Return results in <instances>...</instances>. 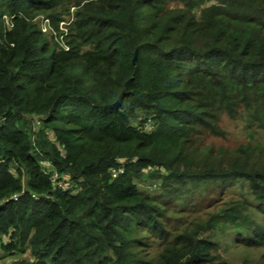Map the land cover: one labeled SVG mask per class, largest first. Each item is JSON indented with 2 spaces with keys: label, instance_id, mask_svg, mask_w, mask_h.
<instances>
[{
  "label": "trees",
  "instance_id": "obj_1",
  "mask_svg": "<svg viewBox=\"0 0 264 264\" xmlns=\"http://www.w3.org/2000/svg\"><path fill=\"white\" fill-rule=\"evenodd\" d=\"M223 112L264 128V0H0L1 246L30 250L14 264H229L222 222L264 245L246 211L264 217V145L199 141ZM150 167L158 196L135 180ZM236 181L252 200L169 225L163 198Z\"/></svg>",
  "mask_w": 264,
  "mask_h": 264
},
{
  "label": "rangeland",
  "instance_id": "obj_2",
  "mask_svg": "<svg viewBox=\"0 0 264 264\" xmlns=\"http://www.w3.org/2000/svg\"><path fill=\"white\" fill-rule=\"evenodd\" d=\"M39 18L43 29L48 31L46 24L41 22L43 21L42 16ZM65 18L66 20L70 19L69 16ZM65 22L69 23V21ZM47 33V36L51 35L49 32ZM220 123L225 130V135H203L199 138L202 145L214 143L216 147L224 146L229 150H233L240 144L250 141V138L252 139L251 134H253L254 143L264 145V128L257 124H251L247 116L237 115L236 117H231L223 112ZM155 170H157L155 167L144 169L140 177H137L135 180L139 188L145 189L152 195L158 196L163 189L161 185L162 175L158 178L149 176V174ZM252 197L253 195L249 193L248 186L242 184L240 181H236L226 186L222 191H220V188L215 183L202 186L187 185L182 196L174 197L173 199L166 197L163 198L164 200L160 201L168 208L167 214L170 216L168 222L169 225L175 229V227L182 228L189 225L195 220L200 221L203 218H209L210 213L217 211L221 204L226 201L244 200V198L252 200ZM251 203L248 205L246 211L248 213L250 212L249 214L252 217L264 222V217L261 212L257 211ZM144 232L146 231L144 230ZM209 234L219 243L215 253H217L220 258L225 259L227 263L264 264V245L252 246L244 244L236 238L233 226L230 224L222 222L221 227L217 226L213 228L212 232ZM146 240H150L152 245L147 246L145 252L148 253L150 257L156 256L161 250L163 242L161 243V239L158 237H149V239L147 238ZM29 255V249H16L11 252L6 251L0 244V264H14V262Z\"/></svg>",
  "mask_w": 264,
  "mask_h": 264
},
{
  "label": "built area",
  "instance_id": "obj_3",
  "mask_svg": "<svg viewBox=\"0 0 264 264\" xmlns=\"http://www.w3.org/2000/svg\"><path fill=\"white\" fill-rule=\"evenodd\" d=\"M6 19H7V22L8 23H10L9 22V19L11 18L10 16H8V15H5L4 16ZM42 20L43 21H41V22H44L45 24H46V26L48 27V31H46L45 29H43V26H41L42 27V30L43 31H45V32H49V33H56L54 30H53V28H52V26H51V24H50V20H49V18H45V17H42ZM66 22L65 21H61V24H60V27L62 28V29H65V27H64V24H65ZM12 25V24H11ZM10 25V26H11ZM66 30V29H65ZM60 38H62V35H61V37ZM61 44H63L64 46H65V43H64V41L62 40L61 41ZM66 48H67V46H65ZM112 171H114V169H111Z\"/></svg>",
  "mask_w": 264,
  "mask_h": 264
},
{
  "label": "water",
  "instance_id": "obj_4",
  "mask_svg": "<svg viewBox=\"0 0 264 264\" xmlns=\"http://www.w3.org/2000/svg\"><path fill=\"white\" fill-rule=\"evenodd\" d=\"M136 56H137V49H136L134 57H133V62H135Z\"/></svg>",
  "mask_w": 264,
  "mask_h": 264
}]
</instances>
